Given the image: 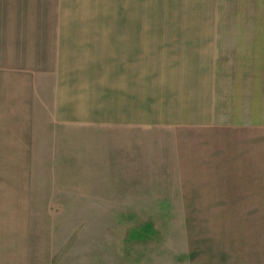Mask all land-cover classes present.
Listing matches in <instances>:
<instances>
[{
	"label": "rangeland",
	"instance_id": "374dc122",
	"mask_svg": "<svg viewBox=\"0 0 264 264\" xmlns=\"http://www.w3.org/2000/svg\"><path fill=\"white\" fill-rule=\"evenodd\" d=\"M60 1L5 0V8L21 11L19 26L5 30L17 59L26 44L17 36L36 23H56ZM91 1L101 13L92 10L87 17L98 15L102 23L188 22L183 10L177 12L178 0H66L68 19ZM240 2L245 21L264 23V0H228V10ZM204 18L197 14L191 22ZM8 59L15 66L14 57ZM11 74L5 73V87L15 88L19 80ZM47 82L41 86L50 93ZM51 107L50 94L32 104L5 101L0 264H264V206H244L243 193L227 192L239 177L251 186L249 161H235L233 183L221 175L225 165L192 174L191 197L184 198L190 202L171 206L179 185L129 166L130 133L59 124ZM194 136L192 149L202 158L206 145L196 137L211 144L219 133ZM179 189L185 193V183Z\"/></svg>",
	"mask_w": 264,
	"mask_h": 264
},
{
	"label": "crops",
	"instance_id": "0c3cea01",
	"mask_svg": "<svg viewBox=\"0 0 264 264\" xmlns=\"http://www.w3.org/2000/svg\"><path fill=\"white\" fill-rule=\"evenodd\" d=\"M178 1L177 12L183 10L188 22L102 23L98 15L87 17L101 13L93 1L68 19L61 0L56 23H36L17 36L26 40L24 57L17 59L5 30L19 26L21 11L0 0V159L5 101L32 104L50 94L59 124L130 133L129 166L179 185L171 206L190 202L184 198L191 197V176L199 170L228 166L221 175L233 183L240 160L251 163L252 184L239 177L227 192L243 193L244 206H264V23L245 21L242 2L229 12L228 0ZM197 14L204 22H191ZM9 69L19 80L15 88L5 87ZM45 80L50 93L41 86ZM209 132L219 138L208 144L196 137L206 145L200 158L192 149L194 135Z\"/></svg>",
	"mask_w": 264,
	"mask_h": 264
}]
</instances>
